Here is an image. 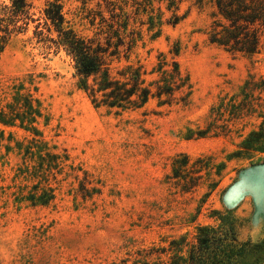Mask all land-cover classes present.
Wrapping results in <instances>:
<instances>
[{
  "label": "rangeland",
  "instance_id": "rangeland-1",
  "mask_svg": "<svg viewBox=\"0 0 264 264\" xmlns=\"http://www.w3.org/2000/svg\"><path fill=\"white\" fill-rule=\"evenodd\" d=\"M47 1L30 0L35 21L0 52V113L14 118L0 122V264H185L201 226L248 243L239 264H264V140L240 150L264 121V49L248 57L210 42L215 0H60L84 36L111 9L128 18L135 45L113 74L140 64L150 82L163 54L189 76L185 102L177 92L118 113L96 106L71 57L35 34L38 22L47 32ZM43 187L54 198L32 205L27 194Z\"/></svg>",
  "mask_w": 264,
  "mask_h": 264
},
{
  "label": "trees",
  "instance_id": "trees-1",
  "mask_svg": "<svg viewBox=\"0 0 264 264\" xmlns=\"http://www.w3.org/2000/svg\"><path fill=\"white\" fill-rule=\"evenodd\" d=\"M216 17L211 24L209 40L231 54H242L253 57L264 49V0H215ZM30 0H10L4 5L0 14V52L16 33L25 31L30 22H34L30 13ZM110 17L101 18L98 31L92 36L79 34L71 26L63 12L60 0H48L43 8L44 26L47 32L35 26V34L40 40L48 43V47L64 50L73 60L75 75L79 87L82 88L96 105H104L122 112L142 107L151 97H157L163 104H171L177 92H185V102L192 92L189 76L182 72L175 57L167 60L159 55L153 73L158 78L146 82L143 66L126 64L113 74L112 63L122 58L128 60L135 45V31L128 29V18L115 9L109 10ZM178 54L176 50L175 55ZM34 102L37 103L36 107ZM29 122H35L40 116V103L31 95L26 98ZM0 122L13 124L14 118L0 113ZM36 135L39 132L32 128ZM212 130L210 124L199 130L197 137L206 136ZM217 133V132H216ZM214 133V134H216ZM264 140V121L258 131H251L241 143L240 150H259L255 142ZM35 146H39L35 143ZM50 155V154H48ZM54 161L60 156L51 155ZM187 158V156H184ZM174 176L180 175L181 164L174 160ZM183 165V164H182ZM38 187V184L35 186ZM50 187H43L40 194L30 192L26 199L32 205H47L54 197ZM209 228V227H208ZM207 226L199 227V238L195 248L190 252L185 264H239L238 259L251 246L246 242H238L236 238L229 241L225 237L208 235ZM172 264H179L177 261Z\"/></svg>",
  "mask_w": 264,
  "mask_h": 264
}]
</instances>
